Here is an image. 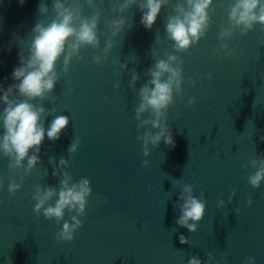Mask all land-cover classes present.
I'll return each instance as SVG.
<instances>
[{
    "label": "clouds",
    "instance_id": "obj_1",
    "mask_svg": "<svg viewBox=\"0 0 264 264\" xmlns=\"http://www.w3.org/2000/svg\"><path fill=\"white\" fill-rule=\"evenodd\" d=\"M25 0H20L21 6ZM103 3V0H101ZM170 0H123L113 7L116 18L106 22V27L111 30V35L101 48L99 25L103 15L102 8L96 0H51V9L44 2L38 6L40 16H47L51 10L52 18L48 22L37 20L32 30L27 34L30 43L27 51L18 52L19 62L14 67L11 78L14 81L6 88L0 84V153L9 160L8 168L16 173L22 170L19 182L14 177L9 178L8 192L14 195L24 183L25 175L29 174L37 164L41 163L39 153L45 137L53 143L60 139L69 123L70 117L57 114V109L47 108L43 103L36 101L48 100L55 103L57 97L53 95L57 83L66 76L70 70L73 59L83 60L82 50L92 48L96 50L93 62L103 65L114 44L113 38L119 36L122 31L130 30L133 25L122 15L128 12L133 5L137 6L141 13L140 24L151 30L161 15L162 8L169 5ZM85 7L92 9L91 15H84ZM210 12H215L213 0H182L177 2L172 13L166 17L165 33L167 39L172 42L174 53H189L193 45L206 37L212 23ZM259 24L264 29V0H231L227 8V26H222L218 33L219 48L222 51L229 49L228 41L237 31L240 35H247ZM107 36V33H105ZM21 37L17 34L16 41ZM157 37L156 43H160ZM259 45H264L260 41ZM12 42L8 51H11ZM152 52V56H156ZM165 58L156 59L153 65L146 70L145 76L150 77L138 90L139 103L135 107V119L137 131L143 133L136 136L142 142V155L150 156L151 145L159 147L161 141L166 146L175 147L172 130L168 124V110L174 104V96L183 94L184 68L183 60L179 55L164 52ZM225 59H231L229 53ZM62 60V67L58 68ZM130 71L131 78L128 81L130 91H136V85L141 80V75L135 68L129 70L127 63L120 65V72ZM210 75L207 79H211ZM7 80V77L5 78ZM189 83L195 85V81L189 77ZM113 87L119 89L121 82L117 80ZM71 91V90H69ZM107 99V98H105ZM195 98L188 100V106L195 105ZM52 117L50 122L46 121ZM264 141V136L260 137ZM81 145L80 138H75L70 143L67 153L73 157ZM69 158L60 156L58 163L56 157L49 158V164H55L52 172L54 177H62L59 180V189L55 185L47 187L36 185L32 199L36 202L34 212L39 216L42 212L47 220H55L57 224L63 222L62 229L57 232V243L72 242L74 233L82 227L80 217L86 215L88 198L92 194L90 181L81 178L73 182L74 178L67 171ZM26 161V165H25ZM142 167L147 168L149 161L144 159ZM249 166L256 171L247 177L248 183L253 188H259L264 181V154L256 156L241 167ZM58 169V171H57ZM46 171V170H45ZM47 173V171H46ZM4 188L3 179H0V191ZM151 185H149V189ZM179 188L178 200L173 208L179 209L180 215L175 223L186 228L190 233L198 231V225L206 213V200L201 191L197 197L194 185H181L179 180L173 184V189ZM170 194L172 192H169ZM236 195L233 189L228 197L229 203ZM171 197V196H170ZM54 201V203H53ZM253 200H247V206L251 207ZM224 200H220L217 207L223 208ZM70 215V220H64L65 212ZM236 213L240 212L237 208ZM73 213H75L73 215ZM181 244L191 242L183 234L179 236ZM227 253H221L220 259L209 252L207 264H221L226 261ZM188 264H204L199 255L191 256ZM244 264H256L255 257H249Z\"/></svg>",
    "mask_w": 264,
    "mask_h": 264
}]
</instances>
